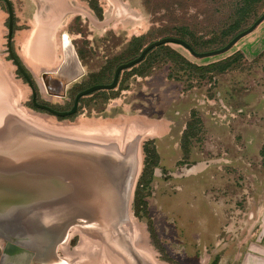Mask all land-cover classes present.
Here are the masks:
<instances>
[{
  "label": "rangeland",
  "instance_id": "374dc122",
  "mask_svg": "<svg viewBox=\"0 0 264 264\" xmlns=\"http://www.w3.org/2000/svg\"><path fill=\"white\" fill-rule=\"evenodd\" d=\"M11 1L19 23L14 48L28 59L22 60L42 100L66 109L81 90L113 80L117 66L133 59L140 45L139 53L171 32L185 33L200 52L214 50L264 13V0L246 4L240 16L241 0H99L103 18L90 5L94 0ZM0 5V64L13 84L7 102L15 114L33 125L42 119L50 125L38 129L92 148L136 152L141 169L126 227L136 236L135 222L143 227L146 244L136 248L145 264H264V114L256 93L264 85V54L249 60L241 51L239 43L250 35L226 53L204 58L177 43L156 48L124 70L116 88L83 97L76 114L60 118L32 106V89L8 53L9 14L3 0ZM237 19L241 27L233 30ZM53 22L61 35L69 34L63 50L73 51L72 42L85 68L65 97L50 94L36 73L48 62V68L56 66L59 54L51 33L31 29L54 30ZM135 37L143 40L132 46ZM41 54L47 61L39 66ZM231 58L236 61L226 71L214 67ZM156 123L167 124L169 133L154 137L146 128ZM84 232L73 228L51 256L36 261L126 264ZM6 242L0 237V264H20L15 251L3 255Z\"/></svg>",
  "mask_w": 264,
  "mask_h": 264
},
{
  "label": "water",
  "instance_id": "95a60500",
  "mask_svg": "<svg viewBox=\"0 0 264 264\" xmlns=\"http://www.w3.org/2000/svg\"><path fill=\"white\" fill-rule=\"evenodd\" d=\"M3 1L6 3L9 14L8 53L31 87L35 106L57 117L76 114L81 99L87 95L99 90L116 88L124 70L142 62L151 50L161 45L169 43L183 45L198 58L220 55L232 49L240 39L254 31L264 21L263 13L252 26L237 34L225 46L205 52H198L189 42L175 36L155 40L146 45L139 56L119 64L112 82L95 84L81 90L77 93L70 110H58L37 101L33 78L15 54L12 46L15 24L14 5L11 0ZM80 75L72 77L64 73L44 72L42 80L50 94L65 97L71 85L82 77ZM0 108H2L0 109V230L22 228L26 233L43 236L45 235L43 226L47 228L55 224L59 226L56 231L61 235L75 226L91 221L106 230L110 237L120 240L128 249L127 252L120 250L121 255L117 248L113 249L115 251V253L112 251L113 254L121 257V261L126 264H145L144 256L134 245V247L131 246L129 236L123 231V223L126 220L124 221L122 210H126V213L130 210V200H132L135 185L131 168L126 169V165L123 164L124 171H120L116 169L117 166L113 168L106 158L98 160L96 157H99L100 153L110 156L116 150L118 156L116 165H120L130 159V153L122 154L114 146L102 148L93 145L95 148H92L86 143L58 137L54 133L50 134L38 129L22 116L20 118L15 114L9 102L0 104ZM74 148L89 149L95 155L91 159L78 156L70 152ZM113 203H117V206H113ZM110 206L112 209L108 215L106 209ZM118 214L122 215L120 219L115 218ZM38 240L41 245H45L47 252H53L55 249L56 243L50 242L46 236ZM105 242L108 245L110 242L113 243L106 240ZM7 251L9 253L15 251L14 254L20 257V264H39L36 261L37 253L23 244L7 241L6 247L3 248V255Z\"/></svg>",
  "mask_w": 264,
  "mask_h": 264
},
{
  "label": "bare ground",
  "instance_id": "6f19581e",
  "mask_svg": "<svg viewBox=\"0 0 264 264\" xmlns=\"http://www.w3.org/2000/svg\"><path fill=\"white\" fill-rule=\"evenodd\" d=\"M65 41L64 42H68L70 40V37L68 36V34H65V37H64ZM65 44V43H64ZM64 46V45H63ZM11 94L9 93H0V104H5L7 103L8 100V97H10ZM2 109V108H0ZM34 125H36L35 127L39 126L41 128H43L44 126L41 124V123H44L46 121L44 120H31ZM47 123V122H46ZM48 124V123H47ZM50 125V124H48ZM51 126H53L51 124ZM50 126V127H51ZM79 126V125H78ZM81 126H86V125H82ZM53 127H57L56 125H54ZM94 128V127H93ZM102 128V127H101ZM94 130V129H93ZM87 143H90V142H87ZM91 144V143H90ZM92 145V144H91ZM100 147L104 148L105 146L103 145H100ZM111 146L109 147H106V148H110ZM112 148V147H111ZM116 149H118L117 151H119L120 153L122 154H127V153H130V159L128 161H126V163H121L120 165H116L118 162V156H117V152L115 150V152H112L110 154V156H106V154L104 153H100L98 155H100L99 157L96 156L98 158V160H105L104 158H106V161L109 162V164L114 168L117 166L116 169L120 170V171H124L123 169V164L126 165V169L127 168H131V173H132V177L134 175V178H133V182L134 184L136 183V180H137V177H138V174L140 172V160L137 159L136 157V152H134V150L132 151L130 148H128L127 150H125V152H121L120 149L117 147H115ZM66 152H69L68 150H65ZM72 154H75V155H80V156H83L85 158H88V159H91L94 157L95 154L91 153L89 149H71L70 151ZM69 152V153H70ZM135 154V155H134ZM112 155V156H111ZM139 158V157H138ZM110 172V171H109ZM137 173V175L135 176V174ZM131 201V200H130ZM117 203H113V206H117L116 205ZM111 209L112 207L110 206L108 209H106V212L107 214L109 215L110 212H111ZM126 210H122V213L124 215V221L125 223H123V231H125V233L129 236L130 238V241H131V246H135L139 249H142L145 244H146V239L144 237V233H143V227L138 224V222H135V226L134 228L136 229V232H137V236L134 235V232L132 233V229H128L126 226L127 224H130L132 222L131 218H130V210L126 213L125 212ZM121 213V214H122ZM121 214H118L115 216V218L117 219H120V217L122 216ZM111 216V215H110ZM126 216V217H125ZM114 219V218H113ZM52 225V224H51ZM47 226V228H45V226H43V230H44V234L43 236H46L48 238V240H50V242H54L56 243V247L60 246L62 243H65L67 240H68V237H69V234H70V231L75 228V227H82L85 232H84V235L85 237H88L90 240H95V241H98L99 243H103L105 244L108 248H110L112 251H114L113 249H118L119 250V254L121 255V251L122 252H127L128 249H126L123 244L121 243L120 240H118L116 237H113V236H109L106 232V230L102 229L101 227H99L98 225H95L93 224L91 221H89V223L87 224H84V225H79V226H75L73 227L69 232L66 231L64 234H61L59 235V233L56 231V229L59 227L57 225H52V226ZM79 233L81 232L80 229L78 230ZM111 234V233H110ZM42 235H37V234H33V233H26L25 230H23L22 228H3L0 230V237H2V239L6 240V241H11V242H15V243H20V244H23L31 249H33L36 253H37V258H48L49 256H51V252H47L46 250V247L45 245H41L40 244V241L38 239H40L41 237H43ZM122 236H124L122 234ZM113 237V238H112ZM125 237V236H124ZM30 238V239H29ZM127 238V239H129ZM32 239V241H31ZM106 241H113L110 242V246L105 242ZM2 241V240H1ZM109 243V242H108ZM120 246V247H119ZM133 246V247H134ZM136 248V249H137ZM86 250V249H85ZM118 250H116L118 252ZM121 250V251H120ZM13 252V251H12ZM115 252V251H114ZM8 253V252H7ZM11 254V253H10ZM8 253V255H10ZM85 254H86V251H85ZM17 258V257H16ZM15 259V258H14ZM20 260V259H19ZM40 260V259H39Z\"/></svg>",
  "mask_w": 264,
  "mask_h": 264
},
{
  "label": "crops",
  "instance_id": "0c3cea01",
  "mask_svg": "<svg viewBox=\"0 0 264 264\" xmlns=\"http://www.w3.org/2000/svg\"><path fill=\"white\" fill-rule=\"evenodd\" d=\"M63 1H65V0H63ZM0 8H1L0 11L2 12L3 9H2L1 5H0ZM51 18H54V17H51ZM41 19H43V17H41ZM39 23H40V21L38 22V24ZM56 24H57L56 22L55 23L53 22V25H55L54 30L51 26H47V27L41 26L40 28H39V26H36L34 29H31V31H34L36 29L37 31L36 30L35 31L37 32V34H39L40 31H43V35L48 34V32L51 33V35H53V42L55 43V45L57 47V53L59 54L57 65L51 69L47 67L48 65L50 66L49 62L45 66H42L43 65L42 62L47 61V59H46V57H44V55L41 54L37 59V65L42 66L41 68H44V69L41 71L40 70L41 68H40L39 71H36L37 75L42 78V74L44 72H54V73H64L67 76H72V77H76L79 74H81L80 76H82V77L85 76V72H84L85 68H84V65L81 61L79 51L77 52V50L75 49L72 42H71V45H72L73 51L68 50V52H66V50H63L61 42H63V44L65 43L64 45H68L70 43V40L68 42H64L65 41L64 37H65V34H67V33H65V34L63 33V35H61L62 33L60 34V31H59L60 26L56 25ZM18 25H19V23H18L16 12H15V31H14L13 41H12L14 43L15 47H16V43L18 41V39L16 37L17 32H18V27H19ZM42 29H45V30H42ZM37 34L34 33L32 35V38L34 37V35H36L35 38L37 39V37H38ZM248 35H250V36L247 37L242 42H240L239 46L242 47L241 51L244 53V55L247 57V59L255 60L264 54V21L254 31H252ZM248 35H246V36H248ZM19 38L21 39V38H23V36H21ZM30 42H32V44H35V40L29 41V43ZM43 46H44V44H39L38 47L42 48ZM31 50H32V48H31ZM31 50H30V52H31ZM14 51H15V54L18 56V58L21 60V62H24L23 60H26V62L28 63V59L25 58V56H20V54L17 52V50L15 48H14ZM33 58H34V56H33ZM40 63H42V64H40ZM23 65H25L27 67V69L30 72H32V69L30 70L29 67L25 64V62L23 63ZM31 67H32V65H31ZM3 68L4 67L0 64V93H8V94L10 93L11 94L12 89H13V84H12V81H10V78L7 75H5ZM33 71H35L34 68H33ZM261 76H264V74L261 73ZM261 87L258 88L256 93L258 94V101L260 103L259 104L260 113L264 114V85ZM146 129H148L150 131V133L153 134L154 137H156V136H162L163 137L169 133V126H167V124H164V123L151 124V125H149V128H146ZM138 153H139V151H138Z\"/></svg>",
  "mask_w": 264,
  "mask_h": 264
},
{
  "label": "trees",
  "instance_id": "16d2710c",
  "mask_svg": "<svg viewBox=\"0 0 264 264\" xmlns=\"http://www.w3.org/2000/svg\"><path fill=\"white\" fill-rule=\"evenodd\" d=\"M250 2H254V0H241V3H240V7L238 8V10H237V14L240 16L241 15V13L243 12V9H244V7L246 6V4H248V3H250ZM90 5H91V7L95 10V12L97 13V15H98V17L99 18H103V16H104V12H103V9H102V7L100 6V2H99V0H94L93 2H91L90 3ZM241 23H240V21H239V19H237V21L231 26V29H233V30H237V29H239L240 27H241V25H240ZM168 34L169 35H167V36H175V37H179V38H182V39H184V40H186L187 42H189L192 46H193V48L196 50V48H195V46H194V43L192 42V40L190 41V40H188L187 39V35L185 34V33H183V34H178V33H171V32H168ZM172 34V35H171ZM166 37V36H165ZM235 37V36H234ZM233 37V38H234ZM232 38V39H233ZM231 39V40H232ZM141 40H143L142 38H140V37H135L134 39H133V41H132V43H131V45L132 46H135L136 44H139L140 42H141ZM164 45H166V44H164ZM164 45H161V46H164ZM161 46H159V47H161ZM159 47H157V48H159ZM223 47V46H222ZM142 48V46L140 45V46H138V48H136V50H134V52H133V54H132V56H134L135 55V57L134 58H136L137 56H139L140 54H141V52H142V50L144 49H142L141 50V52L139 53V50ZM221 48V47H220ZM156 49V48H155ZM217 49V48H216ZM154 50V49H153ZM153 50H151V51H153ZM151 51L147 54V55H149L150 53H151ZM198 51V50H197ZM198 52H200V51H198ZM137 53H138V55H137ZM240 54V53H239ZM137 55V56H136ZM242 57H243V54L241 53L240 54ZM147 57V56H146ZM133 58V59H134ZM236 58H231V59H228V60H226V61H223V62H219V63H217V64H214V67H216L217 68V70L219 71V72H224V71H226L227 69H229V68H231L232 66H233V64L235 63V60ZM132 60V59H131ZM189 63V62H188ZM190 64V63H189ZM110 82H112V80L110 81ZM110 82H107V83H110ZM99 84V83H98ZM54 108H56V109H58V110H62V109H66V108H59V107H55V106H53ZM71 116H73V115H71ZM71 116H67V117H71ZM60 118H65V117H60ZM152 144V142L150 141V142H147L146 144H145V150L147 151V153L150 151V149H149V146ZM154 155H155V152H154ZM145 174H146V171H144V173H143V175H142V177H141V180H140V183L143 181V179H144V176H145Z\"/></svg>",
  "mask_w": 264,
  "mask_h": 264
},
{
  "label": "flooded vegetation",
  "instance_id": "af4514ba",
  "mask_svg": "<svg viewBox=\"0 0 264 264\" xmlns=\"http://www.w3.org/2000/svg\"><path fill=\"white\" fill-rule=\"evenodd\" d=\"M6 4V3H5ZM8 20H9V18H8ZM14 31H15V24H14ZM12 46H13V49H14V43L12 42ZM27 69V68H26ZM27 71L29 72V70L27 69ZM29 74L31 75V73L29 72ZM31 77H32V75H31ZM33 78V77H32ZM34 81V80H33ZM34 85H35V89H36V91H37V101L39 102V103H41V104H47V105H49V106H52L51 104H49V103H47V100L46 101H44V100H42L43 99V96H42V94H41V91L39 90V88H38V86L34 83ZM75 100V99H74ZM32 106L35 108V109H37V110H41V111H46V110H44V109H39V108H37L36 106H35V104H34V101H33V94H32ZM74 104V103H73ZM73 104L69 107V108H67V109H64V110H70L72 107H73ZM53 107V106H52Z\"/></svg>",
  "mask_w": 264,
  "mask_h": 264
}]
</instances>
